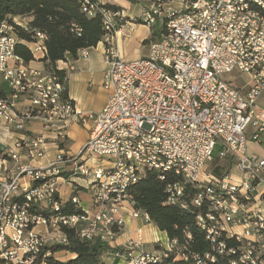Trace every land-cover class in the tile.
Instances as JSON below:
<instances>
[{
    "label": "built area",
    "instance_id": "2783aa9c",
    "mask_svg": "<svg viewBox=\"0 0 264 264\" xmlns=\"http://www.w3.org/2000/svg\"><path fill=\"white\" fill-rule=\"evenodd\" d=\"M90 1L83 10L90 16L99 12L108 30L104 87L109 96L97 112H84L66 96V83L56 71L31 66L16 52L13 23L0 26V86L6 83L11 91V97L0 91V119L16 129L36 116L47 127L91 124L77 155L60 151L46 166L20 165L16 175L0 178V264H36L50 240L36 230L40 224L57 230L61 243L67 242L63 227L77 228L82 239L109 243L126 226L122 210L129 208L133 218L150 222L128 193L149 169L178 176L166 186L169 202H176L191 183L200 189L194 203L211 204L198 215V224L212 249L194 255L193 264H212L225 252L236 253L227 245L229 237L243 243L239 262L264 264V210L253 209L264 197V154L248 147L264 139V108L259 106L264 95V0H129L142 4L140 23L157 32L147 55L135 59L125 58L114 44L119 12ZM45 38L37 31L36 40L26 42L35 59L47 55ZM79 54L88 57L89 51ZM67 68H74L68 59L58 62V69L67 73ZM19 96L30 100L26 118L13 109L12 99ZM46 145L40 134L15 142L9 154L19 160L18 150L24 148L27 157L40 159ZM216 157L230 158L235 171L222 176L207 171ZM90 159L95 163L88 164ZM67 170L87 177L92 209L55 213L64 205L58 180ZM71 200L81 206L76 195ZM33 205L52 213H35ZM141 236L123 248L125 264H162L164 252L177 249V241L169 238L160 249H146Z\"/></svg>",
    "mask_w": 264,
    "mask_h": 264
},
{
    "label": "trees",
    "instance_id": "16d2710c",
    "mask_svg": "<svg viewBox=\"0 0 264 264\" xmlns=\"http://www.w3.org/2000/svg\"><path fill=\"white\" fill-rule=\"evenodd\" d=\"M86 1L0 0V26L4 22L14 24L18 37L16 52L28 63L34 60V56L26 42L35 41L37 31L46 34L44 42L47 55L43 59L46 68L56 71L67 83L66 72L58 69V62L69 56L77 58L81 50L97 46L108 33L99 12L90 16L83 10ZM96 2L99 6L114 12L122 9L116 4L103 0ZM15 17L20 18L19 23L14 22ZM0 91L4 97L11 93L6 83L0 86ZM65 94L69 95L67 86ZM214 160L217 162L218 158ZM226 163L228 169L217 164L212 170L213 173L222 176L229 172L233 165L232 160L228 158ZM175 180H178V176H175L171 170L149 169L141 180L129 187L128 193L136 209L147 213L150 220L161 231L166 232L170 240L177 241V249L164 252L162 264H193L194 255L203 256L212 249L206 231L198 224V215L209 211L211 204L208 201H204L201 205L194 203L200 189L191 183L185 184L184 193L176 202H169L166 186ZM30 209L47 217L52 213L48 209H39L37 205L31 206ZM55 213L80 214L84 213V210L70 200ZM63 231L67 235V242L44 245L36 258V264H41L43 261L46 264H108L103 259L104 254L111 249L108 242L101 239H82L77 228L63 227ZM225 240L229 247L235 248L236 253L225 252L212 264H234V262L242 264L238 259V251L243 243L233 237ZM160 247L158 246L157 249ZM60 251H69L74 257L60 260L55 257V253ZM120 251L122 252L123 249Z\"/></svg>",
    "mask_w": 264,
    "mask_h": 264
},
{
    "label": "crops",
    "instance_id": "0c3cea01",
    "mask_svg": "<svg viewBox=\"0 0 264 264\" xmlns=\"http://www.w3.org/2000/svg\"><path fill=\"white\" fill-rule=\"evenodd\" d=\"M103 1L116 4L122 8L117 17L119 30L114 36V44L118 45L122 55L127 59L136 58L137 55L132 56L127 47V44L133 40L135 43H147V51L142 56L147 55L148 43L157 38V33H155L156 31L153 28L140 23L139 17L142 13V4L135 2L134 4L129 0ZM105 43L104 38L97 46L88 48V57L79 54L77 58H72L71 56L67 58L70 65H74L73 69H66L68 94L74 103L84 112L100 111L109 96L108 90L104 87L105 73L109 67L104 53ZM30 65L37 68H44L46 66L43 59H35V57L30 62ZM8 96L11 97V93ZM12 102L13 109L19 117L26 118L31 107L28 97L19 96L12 99ZM263 105L264 95L259 100V106L264 108ZM90 125V123L83 124L73 121L65 128H58L57 125L47 127L46 121L41 116H36L26 119L24 129H16L12 125H6L0 119V178L16 175L20 165H30L32 167L46 166L50 161L54 160L56 154L60 151L68 155H77L89 137ZM40 134H43L47 141L44 157L30 159L26 156L24 148L18 150L21 154L19 160L10 157L9 153L14 148L15 142L27 140ZM250 143L255 142H249V151L257 153L251 151ZM257 154H264V152ZM94 163L93 159L88 161L90 165ZM231 168L233 169H230V171H235L233 165ZM61 177L64 179L58 180V187L62 202L70 201L76 195L80 200L83 210L92 209L93 190L87 177L73 175L71 170L64 171ZM255 208L264 210V197L253 204V209ZM122 213L125 217L126 226L121 233L109 242L111 249L103 256V259L108 264H125L120 249H123L130 240H139L140 235H142L141 240L146 249L153 250L158 248V246L166 245L168 240L167 233L161 231L154 222L151 220L150 222H146L142 218H133L129 208L122 210ZM36 230L49 239L53 238L54 232H51L45 225H38ZM235 230L241 231L242 227H236ZM55 257L60 260H68L74 257V254L69 251H60L55 253Z\"/></svg>",
    "mask_w": 264,
    "mask_h": 264
},
{
    "label": "rangeland",
    "instance_id": "374dc122",
    "mask_svg": "<svg viewBox=\"0 0 264 264\" xmlns=\"http://www.w3.org/2000/svg\"><path fill=\"white\" fill-rule=\"evenodd\" d=\"M131 2V1H130ZM134 3V2H131ZM135 4V3H134ZM127 47L129 49V51L132 53V56L137 55L136 58H140L143 57L142 55L145 53V51H147V43L144 44L143 42L140 43H135V41H130L127 44ZM264 106V105H263ZM252 131V130H251ZM250 149L251 151H255L257 153H263L264 152V139L263 142H261L260 144H255V143H250ZM217 155V152H215V156ZM216 160L211 161L208 166H207V171H211L213 170V168L218 164L220 166H226L225 168L228 169V164L226 163V161L223 160H218L216 163ZM233 169V168H231ZM232 171V170H231ZM234 171V170H233ZM51 232H54L53 234V238H51L49 240V244H53L58 242V235L59 232L57 230H53L51 228H49Z\"/></svg>",
    "mask_w": 264,
    "mask_h": 264
}]
</instances>
